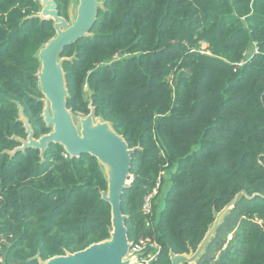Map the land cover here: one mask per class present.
Instances as JSON below:
<instances>
[{
    "label": "trees",
    "instance_id": "1",
    "mask_svg": "<svg viewBox=\"0 0 264 264\" xmlns=\"http://www.w3.org/2000/svg\"><path fill=\"white\" fill-rule=\"evenodd\" d=\"M54 1L68 21L70 0ZM40 10L0 0V264H39L111 232L95 158L58 144L43 158L8 154L26 138L21 115L35 139L51 131L35 74L55 32ZM60 57L72 115L93 107L140 148L121 197L129 242L153 239L152 264H171L243 192L195 264H264V0H102L90 36ZM158 178L147 227L140 209Z\"/></svg>",
    "mask_w": 264,
    "mask_h": 264
},
{
    "label": "water",
    "instance_id": "2",
    "mask_svg": "<svg viewBox=\"0 0 264 264\" xmlns=\"http://www.w3.org/2000/svg\"><path fill=\"white\" fill-rule=\"evenodd\" d=\"M39 4L41 10L38 18L52 21L55 32V36L37 53L40 68L35 74L40 93L44 97L43 122L51 128V131L35 139L33 130L21 115L20 120L26 138L19 139L20 146L8 154L15 155L31 148L38 150L40 158H43L50 145L58 144L72 159L90 155L103 169L107 190L101 192V199L107 202L111 209V232L108 240L92 244L73 254L55 256L46 261L39 260V264H133L131 260L125 259L130 244L125 226L126 216L121 212V197L131 184V156L140 148H129L124 138L113 130L109 122L95 117L93 107L90 108L88 115L79 120V128H77L71 111L67 109L68 92L62 69L65 58L60 57L66 46L90 36L97 19V11L102 8V0H78L76 14L69 16L68 21L59 16L54 0H39ZM241 195L245 196L240 192L217 213L194 252L189 254L170 252L171 264H195L213 237L223 216L233 208Z\"/></svg>",
    "mask_w": 264,
    "mask_h": 264
},
{
    "label": "built area",
    "instance_id": "3",
    "mask_svg": "<svg viewBox=\"0 0 264 264\" xmlns=\"http://www.w3.org/2000/svg\"><path fill=\"white\" fill-rule=\"evenodd\" d=\"M205 45H202L204 49ZM67 154L64 155L67 158ZM160 187V178L157 179L155 186L144 197L141 205V214L146 219V226L149 227L152 224V201L157 195ZM130 246L125 259L131 260L133 264H152L159 254L160 247L151 238H140L137 241L129 242Z\"/></svg>",
    "mask_w": 264,
    "mask_h": 264
},
{
    "label": "rangeland",
    "instance_id": "4",
    "mask_svg": "<svg viewBox=\"0 0 264 264\" xmlns=\"http://www.w3.org/2000/svg\"><path fill=\"white\" fill-rule=\"evenodd\" d=\"M77 5H78V0H70V5L68 8V17L69 16H75ZM204 47H206V46H204ZM81 118H82L81 116H73V120H74V123L77 126V128H79V120ZM158 205H159V202H158Z\"/></svg>",
    "mask_w": 264,
    "mask_h": 264
}]
</instances>
